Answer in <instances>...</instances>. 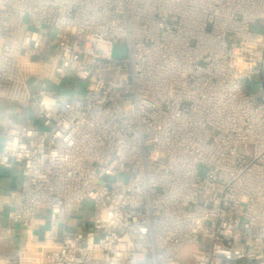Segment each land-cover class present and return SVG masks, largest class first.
<instances>
[{
	"label": "built area",
	"instance_id": "2783aa9c",
	"mask_svg": "<svg viewBox=\"0 0 264 264\" xmlns=\"http://www.w3.org/2000/svg\"><path fill=\"white\" fill-rule=\"evenodd\" d=\"M70 68L82 97L28 85ZM0 96L34 108L0 127L10 221L48 222L29 264H264V0H0Z\"/></svg>",
	"mask_w": 264,
	"mask_h": 264
},
{
	"label": "crops",
	"instance_id": "0c3cea01",
	"mask_svg": "<svg viewBox=\"0 0 264 264\" xmlns=\"http://www.w3.org/2000/svg\"><path fill=\"white\" fill-rule=\"evenodd\" d=\"M43 80L39 77L30 78L28 85L31 90L44 87ZM53 92L52 90H48ZM34 116V108L28 101H18L0 96V127L10 119L14 125H22L28 118ZM20 175L15 168L0 166V224L11 227L9 235L0 236V257L13 259L19 257V264H29V258L41 257V252L48 251L52 243L45 240L43 231L48 227L44 209L37 211L36 223L28 228L13 224L9 219L10 194L20 186ZM41 261L43 259L41 258ZM0 263L2 261L0 260Z\"/></svg>",
	"mask_w": 264,
	"mask_h": 264
},
{
	"label": "rangeland",
	"instance_id": "374dc122",
	"mask_svg": "<svg viewBox=\"0 0 264 264\" xmlns=\"http://www.w3.org/2000/svg\"><path fill=\"white\" fill-rule=\"evenodd\" d=\"M45 32H47L50 35L51 41H54L56 38L60 37V35L64 32H66V27L62 26L59 29L55 27H45ZM253 29L258 32H262V28L259 26H253ZM26 30L25 23L22 25L20 30V37L22 36L23 32ZM53 43V42H52ZM56 44L53 43V47L55 48ZM114 58H123L126 56L125 48H124V41L120 40L118 43L114 46V52H113ZM44 86L47 88V90H52L53 93H55L58 98H60L63 94H69L74 97H82L84 94L85 89V83L81 82L79 83L74 77H73V70L70 68L65 74L63 78H61L60 86H54L50 82H44ZM242 85L246 91L255 92L256 93V99L259 101L260 97L258 92V80L256 77H252V79H244L242 80ZM61 88V89H60ZM114 180L110 179L108 185L112 186ZM92 213V204L89 200H85L80 205H73L72 210L68 213L67 219L65 222V229L70 230L71 228H77L79 230L83 229V222L85 223L88 220V217ZM76 222V223H75ZM73 226V227H72ZM63 224L60 225V230L62 231ZM84 230V229H83ZM197 247L195 245H190L187 247H183L179 249L175 253V258L178 259L180 262L185 264H190L191 261V253L196 250ZM240 264H244V262H241Z\"/></svg>",
	"mask_w": 264,
	"mask_h": 264
},
{
	"label": "bare ground",
	"instance_id": "6f19581e",
	"mask_svg": "<svg viewBox=\"0 0 264 264\" xmlns=\"http://www.w3.org/2000/svg\"><path fill=\"white\" fill-rule=\"evenodd\" d=\"M0 264H3V263H0Z\"/></svg>",
	"mask_w": 264,
	"mask_h": 264
}]
</instances>
